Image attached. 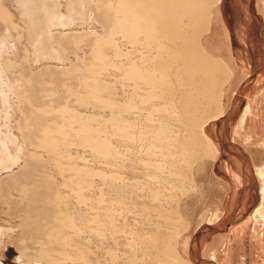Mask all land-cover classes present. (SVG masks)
<instances>
[{
    "label": "rangeland",
    "instance_id": "obj_1",
    "mask_svg": "<svg viewBox=\"0 0 264 264\" xmlns=\"http://www.w3.org/2000/svg\"><path fill=\"white\" fill-rule=\"evenodd\" d=\"M22 1L23 0H0V8L5 7L10 11L11 21L15 24L12 28L11 22L0 16V47L2 46V40L7 39V44L11 52L14 51V53L11 54L5 53V48L2 46L0 63L3 57L9 54V59L11 58V60H13V66L9 69H5L2 67L3 64L2 66L0 65V82L2 81V74V78L7 82L15 80L16 82L14 81L15 83L13 84L15 87L21 84L18 83V81H24L23 83H25V80L27 81L24 77L29 78L27 87H29L30 95L34 93L38 96L39 106L44 112H47V123L52 128H56V130L52 132L51 139L57 140L60 138L61 149L63 152L65 151L64 154L66 156L61 155V161L58 159V162L63 161L62 166L64 172L61 174L58 173L60 177L57 175L56 183L61 187L59 188L63 193V197L66 195V197H64L67 200L65 211L72 215L74 220H77L75 222L80 229L79 235L75 234L74 230L69 229L66 234L71 237V241H77V243L81 244L86 243L84 247L87 249V256L86 260L80 258L81 254L79 255L76 244L61 245L63 248L57 246L59 249L56 246H51L55 247L52 248V251L55 252V257H60L61 250H63L62 252L71 253V259L63 260L62 263L60 262L58 264H99V262L100 264H166L161 258L169 259V263L175 262V260H173L174 257L170 255L169 252L167 253L168 255H165L162 254L163 252L158 251L159 249L156 248L158 246H156L155 239H153L152 236L155 232H157L161 238L168 237L172 233L180 232L177 239L179 246L177 250L180 255L184 256L192 264H220L217 260L211 261L209 258L205 260L201 257L203 253L209 257L210 255L208 252L213 247H181L184 239L194 234L201 225H203L201 229L211 232L208 238H211L217 232L216 221L209 222L205 220V217L210 216L213 211H218L216 208L221 199L222 192L217 187L221 186L227 178L225 175H221L222 170H218L221 167L220 164L223 161L222 159L221 163L220 161L216 162L218 158L216 161L211 158L195 161L193 158L194 155L202 151V147L195 146L191 153L196 151L193 152L194 154L192 153L190 160H187V156H181L179 146L172 143L173 137H184L187 139L189 136H193V133L197 132L198 129L195 126L192 127V124L189 122V119L192 118V114H197L195 111L196 108L193 111L194 106L191 105V108L187 109L182 106L179 101L184 91H189L188 87L190 86L188 81L185 80V82H187L185 83L177 78V76H180L179 74L182 73V70H178V66H174L175 63H173L174 67L173 70H171L172 72H170V75H173L172 80H175V77L177 79L175 80L176 84L173 86L171 95L169 91L168 96L170 95L169 99L173 96V100L176 97V104L169 105L167 109H164L165 106L160 109L161 105L165 103L164 99H150L144 87L139 88L135 86L133 79L131 81V79L125 75L127 60H145L142 59L144 55L146 56L151 53L150 48L142 45L143 43L141 44L137 41L133 42L126 34L118 33L115 35L116 45L118 49L123 51V54H114L112 49L110 51V49L106 48L109 58L113 60L116 65L114 64V67H106L103 65V67L106 68H99L96 70L97 66L95 65L97 64H95L93 53L94 45L98 37L109 35V31H111L109 24L104 25L95 19L97 16V5L104 2V0H32L26 8ZM214 7L215 6L210 9L211 13L214 12V9H217V7ZM23 11L26 14L25 22L21 19ZM24 31L26 32L25 36L23 34ZM204 35H206V33ZM204 35L202 36L203 50L211 54L204 46V43L206 44L207 42V38L203 40ZM147 48L149 50H147ZM56 53H58L59 56ZM6 59H8V57ZM92 63L95 65H92ZM24 65L27 67L25 72L21 70ZM87 67H90V69ZM174 68H177L176 72ZM96 72L99 73L100 85H105V83L107 86L109 84L110 87L112 85L111 88L108 86V90L113 93H110L108 90V92L104 91L103 97L106 98L107 96L106 99L110 100L108 103L111 104L113 108L116 106L115 109H110L112 107L111 105L98 103L94 99L88 97V94L86 96V92L81 84L82 80L85 79L84 77L91 78L92 74ZM175 73L176 75H174ZM199 75L201 74L196 73L195 78H200ZM22 78L24 79L22 80ZM186 85L189 86L185 89ZM3 87L6 88L5 84L4 86H0V90ZM85 90H87V88H85ZM81 95L86 96V98ZM17 97L18 96L13 94L9 102L5 104L0 93V129L3 132H0V134L3 138L8 139V131H11L16 135L18 142L22 143V140L19 139V130L17 129V121L20 118V112L18 111L20 103ZM222 97L223 90L220 98ZM111 100L116 103L111 102ZM220 100L219 103L221 102ZM198 101L199 99H196V102ZM204 102L200 103V112L207 109V105ZM114 104L117 105L114 106ZM211 107L213 108V106ZM184 108L185 112L183 111ZM66 109L68 110L66 111ZM62 110L65 112L60 113ZM120 110H122V112ZM169 110L172 113L169 112ZM111 111H113V113ZM192 111L195 113H192ZM70 112L72 116L69 117V115H71ZM187 112H190L189 116L191 118L187 117L188 115L185 116ZM8 113L11 115L9 118L11 119L9 120L11 122H9L11 124L10 130L6 128L7 126L5 124L6 115ZM73 113L76 116L80 113L82 116L79 115V118H77ZM117 113L118 115H116ZM73 115L77 119L75 122L74 120L73 122L71 121ZM84 116L86 117L84 118ZM80 117H82V120H80ZM86 118L90 121H85L84 119ZM94 118L96 119L94 120ZM121 119L129 125L128 131L126 130V132H123L120 128L122 126ZM105 120L109 121V123L107 121L105 122ZM83 122H85V124L88 122L89 126L91 125L93 128L101 127V138L110 141L111 143L109 142V144L112 146L110 147H114L112 152L117 150L121 155L116 153L102 155V153L96 151L90 145L85 144L84 146L86 140L84 141V138L81 136H74L75 134L73 132V130L79 128ZM101 123L103 124V128L105 127L104 129ZM104 123L108 124L105 126ZM167 123L169 125L168 127L171 129H168ZM71 124L74 128L70 126ZM59 126H64V133L67 132V134H64L66 138L63 134L62 136L58 134L57 129ZM110 126L113 128L112 131L114 132L110 130ZM159 127L166 128V130L168 129L167 133L165 130L161 131L163 128L158 131ZM119 128L120 130H118ZM215 128L216 125L212 124L210 126V131L207 132L212 134L215 140L213 141L217 142V132ZM225 128V130L229 131L227 124ZM122 134L127 135L129 138L127 136H124V138ZM107 135H110L112 139L109 140V136ZM67 136L72 138L68 139ZM166 136L168 137L167 141L169 147L165 148L162 141H164V138H167ZM74 137L76 140H74L75 142L73 141ZM157 137L161 138L158 140ZM151 139L152 141L150 143ZM153 140L156 142L155 144ZM35 142H38V140ZM77 142L80 144H77ZM81 142L83 144H81ZM150 144L153 145V147ZM8 145L7 152L4 149V153L1 152L3 149L0 145V157L8 158L10 156L9 152L15 151L16 145L10 143V141ZM35 148L36 145L33 144L32 149ZM167 148L172 149L169 150L171 153ZM68 154L71 159L68 157ZM166 154L167 158L165 157ZM76 155H78V157H76ZM110 156H113L112 159L115 158L113 159L114 161L108 159L111 158ZM167 160L170 162V165ZM110 162L111 164H109ZM74 165L80 169H88L89 172L92 170L95 173H89V175L84 176L82 173L84 171H74V169H72ZM217 166L219 168H217ZM21 168V165L16 164L12 169L0 168V237L2 238V241H0V264H36L39 259L38 254L40 247L34 242L43 239L45 236H36L27 229H24V218L31 209L20 197L23 184L29 183L22 177L24 172H21ZM159 168L162 173H160ZM190 168H192V171ZM163 171L167 173H163ZM172 173L173 175L171 176ZM82 178H86V181L88 180L85 186L90 185L84 188L86 203L82 199L78 202L79 199L77 194L73 191V189L76 188L77 181ZM251 178L254 179L253 176ZM189 180H191V183ZM68 182L70 183L68 184ZM151 186L153 187L152 189ZM91 195L93 198H91ZM155 195L158 197L156 198ZM168 212L173 213L169 216V214H167ZM240 216L241 215H239V217ZM104 232L106 233L105 235ZM103 236L106 238L103 239ZM86 241L89 242V244ZM101 242L104 243L101 244ZM89 247H91V249ZM98 247H100V249ZM233 248L235 249L236 247ZM95 249L96 251H94ZM235 250H237V248ZM239 251H241V254L237 253V258H239V261L243 259L242 262L244 264H256L264 255V247H240ZM24 253H27L28 256L24 257ZM222 253L223 252H220V254ZM165 256L167 257L165 258ZM23 259L26 261H23ZM125 259H127V262ZM105 261L108 262L105 263ZM37 264L45 263L39 262Z\"/></svg>",
    "mask_w": 264,
    "mask_h": 264
},
{
    "label": "bare ground",
    "instance_id": "obj_2",
    "mask_svg": "<svg viewBox=\"0 0 264 264\" xmlns=\"http://www.w3.org/2000/svg\"><path fill=\"white\" fill-rule=\"evenodd\" d=\"M31 1L32 0H23L22 1L24 3L25 8L27 7V5ZM220 1H222V0H104V2L97 5V9H96L97 16L95 19L104 25L109 24L111 27V31H109L110 34L109 35L107 34L106 36L98 37L96 44L94 45V49H93L94 60H95V64H97V65H95L93 63H92V65L97 66L96 70H98L99 68L100 69L106 68L107 66L108 67L113 66L115 64L113 62V60H111L109 58L108 53L106 52L107 51L106 48L110 49V51L112 49L114 54L122 53L123 51L117 48L118 46L116 45L117 43L115 40V35H117L118 33H123V34H126V36L129 37L131 39V41H133V42L137 41V42H140L141 44L143 43L142 45L150 48L151 53L149 52L150 54H147L146 56L144 55V57L142 58L145 60H140V61H138V59L127 60L126 68H125V73H126L125 75L129 79H131V81L133 79V81L135 82V86H137L139 88L144 87V90L149 95L150 99H153V100L157 99V98H158V100L164 99L165 103L162 101L164 103V105H161L160 109H162V107H164V106H165L164 109L165 108L167 109V107L169 105L176 104V101H175L176 97L173 100V98H172L173 96L170 99H169V96L171 95V92L173 91V86H174V84H176L175 80L177 78L179 80L181 79L184 82L186 80L190 83V86L189 85L185 86V89L187 86L190 87V88L188 87L189 91H187V92L184 91V93L182 91L183 94L181 93L182 97L179 96L181 98L179 101L181 102V105L187 109L191 108V105L194 106L193 111L196 108L195 111L197 114L196 115L192 114V118L189 116L190 112H187V114L185 113L186 115L185 114L184 115L185 116L188 115L187 117L191 118V119H189V122L192 124L191 126L192 127L195 126L198 129H197V132L193 133V136H189V138H187L188 140L184 137H182V138L173 137L172 138V140H173L172 143L179 146V148H180L179 151H181V156L182 157L187 156V160H190L192 153L196 151L195 150L191 153L192 149L195 146L202 147V149H201L202 151L199 150L200 153L197 152L198 154L194 155L193 158L195 161H197L199 159H204V158L206 159L208 157H211V158L213 157L212 159H214V154L216 153L215 147L211 141L212 139L210 140L208 135L205 133L204 128H205V124L211 118H213L212 120H214L215 116H217V113H219V111H220V108L216 109L215 107H216V105L218 106V104L220 105V103H221V102L219 103V100L222 99V98H220L222 95V88H223V85L226 84L224 82L228 81L226 78H228V76L230 75V70L229 69L226 70L227 67H226V65H224L225 63L221 62V59L219 60L214 55L208 54L203 50L202 36L205 33L207 35V33L210 31V28H211L213 13H211L210 9L213 6L218 5ZM0 16L9 20L11 22L12 28L15 26L13 21H11L10 11H8V9H6L5 7L0 8ZM21 16H22L21 19L25 22L26 14L24 11L22 12ZM9 30H11V29H9ZM23 34L25 36L26 32L24 31ZM26 40L28 42L27 36H26ZM7 42H8L7 39L2 40V46H4V48H5V53H10V54L14 53V51L11 52V49L9 48ZM2 46L0 47V54L2 53L1 52L2 48H3ZM148 48H147V50H149ZM55 52H57V51H55ZM56 54L58 55V53H56ZM7 57H8V59H6ZM9 57H10V55L7 54L6 56L3 57V59L0 63L1 66L3 64L2 67L5 69H9L13 66V62H12L13 60H11V58L9 59ZM173 63H175V65ZM103 65H105L106 67H103ZM173 65L174 66L177 65L178 70H180V71L182 70L181 71L182 73L179 74L180 76H177V78L175 77V80H172L173 75L172 76L170 75V72H172L171 70H173V67H174ZM87 68L90 69V67H87ZM26 69H27V67H26V65H24V66H22L21 70H23L25 72ZM176 69L174 70L175 72H176ZM196 73H199L202 76L199 75L200 78L197 79V78H195ZM226 73H228V74H226ZM174 75H176V73ZM177 75H178V73H177ZM222 75L223 76L225 75L227 77L224 78ZM2 76H3V74H2ZM2 76H1L2 81L0 82V86H4V84L6 86V88L3 87L4 89L2 88L0 90V93L4 99V103L7 104V102H9L10 97L13 94L15 96H18L17 98L19 99L18 102L20 103V106H18L19 107L18 111L20 112V118L17 121L18 122L17 129L19 130V133H20L19 139L22 140V141L21 140H19V141H21L22 143L18 142L16 135H14L11 131H8L9 132L7 134L8 139L3 138L2 135L0 134V145L2 146V149H3V150H1L2 153H4V149H5V151L8 149L9 141H10V143H13L14 145H16L15 151L9 152L10 156L8 158L0 157V162H1L0 168L12 169L15 164L21 165V167H22L21 172H24L22 177L25 179L26 182H29V183H24L23 188L20 191L21 200L25 201L27 203L28 207L31 209V211H29L30 213L28 212V215L25 216V218H24L25 223L23 226H24V229H27L28 231L32 232L36 236L45 235L43 237V239H40L38 241L36 240L34 242L35 244H38L40 247L39 254H38L39 259H38L37 263L44 262L45 264H58L60 262L62 263L63 260L71 259V253L62 252L63 250H61V252H60L61 253L59 255L60 257H55V252L52 251V248H55V247H51V246L57 247V246H61V245L65 246V245H69V244L70 245L76 244V247L79 250V255L81 254L80 258L86 260L87 249L84 247L86 243L81 244V243H77V241H75V242L71 241V237L67 236V234H66L67 230L69 229V230H74L75 231L74 233L79 235L80 229L77 227L78 224H76V222H75L77 220H74V217L65 211V209H66L65 206L67 204V200L64 197H66V195L63 197V193L60 190L61 187L59 186L58 183H56L57 175L60 177V175L58 173L61 174L62 172H64V169L62 166L63 161L58 162V159L61 161L60 156L61 155L66 156L64 154L65 151L63 152L61 149L60 138L57 140L51 139L52 132L54 130H56V128H52L47 123V121H48V119L46 118L47 112H44V110L39 106L38 96L35 95L34 93H31V95H30L29 87H27V81L29 78L24 77L25 79H27V81L25 80V83H23L24 81H22V82L18 81V83H21V84L18 85V87L17 86L15 87V86H13V84L16 82L15 80H14L15 82L14 81L7 82L4 80V78H2ZM24 78H22V80ZM84 78L85 79L82 80L81 84H82L84 91L86 92V96L88 94V97L94 99L98 103L111 105L108 103V102H110V100L106 99L107 96H106V98L103 97L104 91L108 92L109 91L108 88L110 87V85L108 83L107 84L109 87L106 85V83H105V85H100L99 73L98 72L93 73L91 78H87V77H84ZM222 78H224V79H222ZM182 81H180V82H182ZM185 83H187V82H185ZM177 84H178V82H177ZM111 87H112V85H111ZM85 88H87V90H85ZM182 89H183V87H182ZM169 91H170V93H169L170 95L168 96ZM79 92H82V91H79ZM109 92L111 93L112 91H109ZM17 93H18V95H17ZM81 96L86 98V96H84V95H81ZM104 96H105V94H104ZM144 97L147 98L146 96H144ZM109 99H111V98H109ZM150 99H147V100H150ZM177 99H178V97H177ZM196 99H199V101L196 102ZM200 99L202 102L205 101L204 103L207 105L206 106L207 109L206 110L204 109L205 111L202 110L204 113L202 111L200 112V110H201V108H200L201 104L200 103H202L200 101ZM86 100H84V101H86ZM194 100H195V102H194ZM84 101H81V102H84ZM189 101H190V104H189ZM89 102H93V101H89ZM111 102L116 103L115 101H112V100H111ZM115 105H117V104H114V106ZM211 106H213V108ZM221 106L222 105H220V107ZM206 107H203V108H206ZM210 107L212 109H210ZM66 108H68V107H66ZM112 108H113V106L110 109H112ZM115 108H116V106L113 109H115ZM174 108H175V106H174ZM185 108L183 110L184 112H185ZM68 109H66V111ZM221 110H222V108H221ZM120 111L122 112V110H120ZM193 111H192V113H195ZM63 112H65V111L64 110L60 111V113H63ZM111 112L113 113V111H111ZM117 112H119V111H117ZM162 112H163V110H162ZM164 112H165V110H164ZM167 112H168V110H167ZM169 112H171V111L169 110ZM221 112L222 111H220V113ZM70 114H71V112H70ZM152 114H154V113H152ZM222 114L223 113H221V115ZM74 115H73V117H74ZM79 115H80V113H78V116ZM116 115H118V113ZM197 115H199V116H197ZM10 116L11 115L9 113L6 115V123H5L7 126L6 128H8L9 130H10V125H11L10 124L11 122L9 121V120H11V119H9ZM70 116H72V114L69 115V117ZM78 116L75 115V117L79 118ZM80 116H82V115H80ZM119 116H120V114H119ZM218 116H220V115H218ZM73 117H72L71 121L73 122V120H74V122H75L77 119L75 117H74L75 118L74 119ZM85 117L86 116H84V118ZM180 117H182V116H180ZM87 118L84 120L85 121L88 120ZM95 119L96 118H94V120ZM80 120H82V117H80ZM107 120H105V122ZM171 120H173V119H171ZM88 121H90V120H88ZM120 121L122 123V126L120 128L123 130V132L124 131L126 132V130L128 131L129 125L126 122H123L122 119ZM107 122L109 123V121H107ZM87 123L88 122H86V124H85V122H83V124H81V126L79 128H77L76 130H73V132L75 134L74 136H81L84 138V141L86 140V143L83 141L84 146H85V144H88L93 149H95L96 151L102 153V155H110V154H115V153L120 154L119 151H117V150L115 152H112L114 147L111 148L112 146H111V144H109L110 141H107V140L101 138V135H100L101 134L100 133L101 127L93 128L91 125L89 126V123L88 124ZM108 123H104L105 126ZM101 125L103 128L102 123H101ZM160 125L163 126L162 124H160ZM70 126H72V124ZM168 126L169 125L167 123V127ZM111 128H110V130L112 131L113 128L112 129ZM120 128L118 130H120ZM162 128L159 127L158 128L159 130L158 129L157 130L160 131V129H162ZM169 128L170 127H168V129ZM163 130H165V132L167 133L166 128H163L161 131H163ZM57 131H58V134L61 136H62V134H63V136H64V134H67V132L64 133L65 132L64 126H59ZM0 132L3 133L1 129H0ZM104 132H105V130H104ZM112 132H114V131H112ZM114 135H113V137H114ZM190 135H191V133H190ZM107 136H109V140L112 139V138H110V135H107ZM122 136L126 137L127 135L122 134ZM64 137L66 138V135ZM115 137H116V135H115ZM67 138L70 139L72 137L69 138V136H67ZM132 138H133V136H132ZM153 138H156V137H153ZM159 138H161V137H159ZM159 138H158V140H159ZM138 139H140V138H138ZM167 139H168V137L164 138L163 139L164 141H162L163 145H165V148L169 147ZM36 140H38V142H35ZM74 140H75V137H74L73 141ZM77 140H79V139H77ZM68 141H71V140H68ZM133 141H134V138H133ZM151 141H152V139L150 140V143H151ZM153 142H154V140H153ZM155 143L156 142H154V144ZM33 144L36 145L35 149H32ZM77 144H80V143L77 142ZM81 144H83V143L81 142ZM151 146L153 147V145H151ZM152 147H151V149H152ZM167 150L169 151L172 149L167 148ZM170 153H169V155H170ZM164 154H165V152H164ZM172 155H174V154H172ZM215 156L218 157V154H216ZM68 157L71 159L69 154H68ZM76 157H78V155H76ZM112 157L111 158L107 157V158L111 159V160L115 159V158L112 159ZM165 157L167 158V154ZM173 157H175V156H173ZM169 160H170V158H169ZM116 162H117V160H116ZM167 162H169V161L167 160ZM107 164H108V161H107ZM109 164H111V162ZM146 164H147V162H146ZM174 164H176V163H174ZM151 165H153V164H151ZM169 165H170V162H169ZM72 169H74V171H76V170L84 171V172H82L84 174V176L89 175V173H95L92 170H90L91 172H89V170L85 169V168L80 169L76 165L72 166ZM191 169L192 168H190V170ZM159 170H160V168H159ZM179 170H182V169H179ZM191 171H190V173H191ZM165 172L163 171V173H165ZM160 173H162L161 170H160ZM172 175H173V173L171 174V176ZM165 177H166V175H165ZM87 181H86V178L79 179L76 183V186H75L76 188L73 189V191L77 194V197L79 199L78 202H80V200L82 199L86 203V200H85L86 195L84 192V188H86L87 186L88 187L90 186V185L85 186V184H87L86 183ZM105 181H107V180H105ZM190 181L191 180H189V182ZM192 181H193V179H192ZM69 183L70 182H68V184ZM166 184H167V182H166ZM152 188L153 187L151 186V189ZM102 194H104V193H102ZM155 196H156V198L158 197L157 195H155ZM91 198H93L92 195H91ZM102 205H105V204H102ZM157 212H158V210H157ZM162 212H164V211H162ZM172 213L173 212H171V213L168 212L167 214H169V216H170V214L172 215ZM76 219H78V218H76ZM83 220H82V222H83ZM150 222H151V220H150ZM77 223H79V222H77ZM94 227H96V226H94ZM88 229H89V227H88ZM113 231H114V229H113ZM85 232H84V234H85ZM105 234L106 233L104 232V235ZM86 235H88V234H86ZM86 235H85V237H86ZM179 235H180V232L179 233H172L168 237H162L161 238L157 232H155L154 235L152 234L153 239H155V244H156V246H158V247H156L157 249H159L158 251L163 252L162 254H165V255L169 252V254L174 257V259L172 258L173 260H175V262H173V263H169V259H162L161 258V260L166 264H192L189 261H187V259H184L180 255L179 251L177 250V247H178L177 239H178ZM100 236H102V235H100ZM83 237H81V238H83ZM104 238H106V237L103 236V239ZM0 241H2L1 237H0ZM87 243L89 244V242H87ZM103 243L101 242V244H103ZM89 248L91 249V247H89ZM98 248L100 249V247H98ZM94 251H96V249ZM133 255H134V253H133ZM23 256L27 257L28 255H27V253H24ZM166 257L167 256H165V258ZM124 258H125V256H124ZM126 258H127V256H126ZM138 258H140V257H138ZM24 259H23V261H26ZM98 260H100V259H98ZM125 261L127 262V259H125ZM135 261H137V260H135ZM107 262L108 261H105V263H107ZM9 264H15V263H9ZM99 264H100V262H99Z\"/></svg>",
    "mask_w": 264,
    "mask_h": 264
},
{
    "label": "crops",
    "instance_id": "obj_3",
    "mask_svg": "<svg viewBox=\"0 0 264 264\" xmlns=\"http://www.w3.org/2000/svg\"><path fill=\"white\" fill-rule=\"evenodd\" d=\"M215 7L204 46L231 76L222 88V106L215 107L223 114L218 110L220 116L204 129L215 147L213 160H223L218 170L227 178L217 187L222 192L218 211L205 217L216 221L217 232L208 238L211 232L201 225L181 247H213L202 259L244 264L236 255L240 247H264V0H222ZM212 124L217 142L207 132ZM256 264H264V255Z\"/></svg>",
    "mask_w": 264,
    "mask_h": 264
}]
</instances>
